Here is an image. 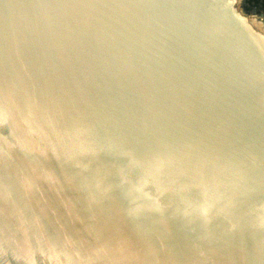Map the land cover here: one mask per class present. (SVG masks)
<instances>
[{
    "label": "water",
    "instance_id": "water-1",
    "mask_svg": "<svg viewBox=\"0 0 264 264\" xmlns=\"http://www.w3.org/2000/svg\"><path fill=\"white\" fill-rule=\"evenodd\" d=\"M240 3L0 0V264H264Z\"/></svg>",
    "mask_w": 264,
    "mask_h": 264
},
{
    "label": "trees",
    "instance_id": "trees-1",
    "mask_svg": "<svg viewBox=\"0 0 264 264\" xmlns=\"http://www.w3.org/2000/svg\"><path fill=\"white\" fill-rule=\"evenodd\" d=\"M245 9L249 12H252L253 10L260 12L263 9L262 2L261 0H246Z\"/></svg>",
    "mask_w": 264,
    "mask_h": 264
},
{
    "label": "rangeland",
    "instance_id": "rangeland-1",
    "mask_svg": "<svg viewBox=\"0 0 264 264\" xmlns=\"http://www.w3.org/2000/svg\"><path fill=\"white\" fill-rule=\"evenodd\" d=\"M241 2V1H240ZM240 7L244 9L248 14H253L252 12L247 11L242 4L240 3ZM253 17V15H251ZM259 16V15H256ZM251 20V21H250ZM249 22L253 28H255L257 31L264 33V23L260 22L257 18L249 19Z\"/></svg>",
    "mask_w": 264,
    "mask_h": 264
},
{
    "label": "built area",
    "instance_id": "built-area-1",
    "mask_svg": "<svg viewBox=\"0 0 264 264\" xmlns=\"http://www.w3.org/2000/svg\"><path fill=\"white\" fill-rule=\"evenodd\" d=\"M241 1V4H242V6L245 8V1L246 0H240ZM261 2H262V6H263V9L260 11V12H258V15H262L263 17H264V0H261Z\"/></svg>",
    "mask_w": 264,
    "mask_h": 264
},
{
    "label": "bare ground",
    "instance_id": "bare-ground-1",
    "mask_svg": "<svg viewBox=\"0 0 264 264\" xmlns=\"http://www.w3.org/2000/svg\"><path fill=\"white\" fill-rule=\"evenodd\" d=\"M254 18H257L260 22L264 23V21L259 17V16H250L248 19H254ZM251 21V20H250ZM255 29V28H254ZM256 30V29H255Z\"/></svg>",
    "mask_w": 264,
    "mask_h": 264
}]
</instances>
